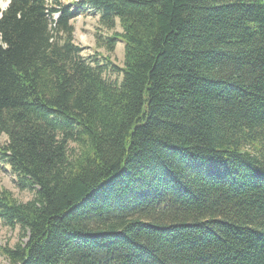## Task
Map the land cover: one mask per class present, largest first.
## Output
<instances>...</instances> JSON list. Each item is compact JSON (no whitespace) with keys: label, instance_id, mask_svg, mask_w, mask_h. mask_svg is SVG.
<instances>
[{"label":"trees","instance_id":"1","mask_svg":"<svg viewBox=\"0 0 264 264\" xmlns=\"http://www.w3.org/2000/svg\"><path fill=\"white\" fill-rule=\"evenodd\" d=\"M89 13L122 68L83 57ZM3 134L10 264H264V0H10Z\"/></svg>","mask_w":264,"mask_h":264},{"label":"rangeland","instance_id":"2","mask_svg":"<svg viewBox=\"0 0 264 264\" xmlns=\"http://www.w3.org/2000/svg\"><path fill=\"white\" fill-rule=\"evenodd\" d=\"M10 0H0V10L4 11L8 7ZM75 28L74 39L75 43L85 50L83 57L88 59L89 57L97 56L100 59L101 64H106L102 58L110 57L114 66L122 68L124 66V43L117 42L114 52H109L106 48V39L114 33H123V30L119 24L112 31L106 30L100 25L99 16L94 13H89L83 16H79L73 21ZM100 41L102 46L97 43ZM101 57V58H100ZM104 78L107 81L121 80L122 75L117 69L108 66ZM8 143V137L3 134L0 135V145H6ZM74 145H71L73 147ZM2 189L11 191L14 196L22 203H27L33 199L34 194L29 190H21L16 182V175L12 172L9 165L0 163V192ZM25 243L26 239L23 237L20 226H17L14 230H11L0 218V245L5 246L8 244L10 247H15L18 243ZM0 264H10L9 260L5 257H0Z\"/></svg>","mask_w":264,"mask_h":264},{"label":"water","instance_id":"3","mask_svg":"<svg viewBox=\"0 0 264 264\" xmlns=\"http://www.w3.org/2000/svg\"><path fill=\"white\" fill-rule=\"evenodd\" d=\"M9 5V4H8Z\"/></svg>","mask_w":264,"mask_h":264}]
</instances>
